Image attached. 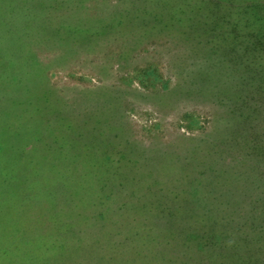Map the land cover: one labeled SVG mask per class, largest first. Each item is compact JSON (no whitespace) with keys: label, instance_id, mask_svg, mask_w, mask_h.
Returning <instances> with one entry per match:
<instances>
[{"label":"rangeland","instance_id":"rangeland-1","mask_svg":"<svg viewBox=\"0 0 264 264\" xmlns=\"http://www.w3.org/2000/svg\"><path fill=\"white\" fill-rule=\"evenodd\" d=\"M263 76L264 0H0V264H264Z\"/></svg>","mask_w":264,"mask_h":264},{"label":"trees","instance_id":"trees-1","mask_svg":"<svg viewBox=\"0 0 264 264\" xmlns=\"http://www.w3.org/2000/svg\"><path fill=\"white\" fill-rule=\"evenodd\" d=\"M256 46V44H251V47ZM259 88H262L261 91L257 90ZM255 90L257 92V95L260 97L257 100V98L255 100V102L253 103H248V105L246 103H244V106H246L247 110V117L243 123V127H245L248 135L247 137L252 140L253 138H255L254 142L257 143V148L259 151H263L264 153V76L257 82V84L255 85ZM252 101V100H251ZM250 104H254V105H250ZM253 142V143H254ZM260 199L256 198V199H252L251 201L248 202L249 205H252V207H255V205L260 201H262V206L264 207V191H262V194L260 192ZM253 211L254 208H253ZM260 214L262 215L261 217H259L263 223H264V211L262 210V212H260ZM259 216V214H258ZM261 228L263 229L262 232H264V224L263 226L261 225ZM264 242V235H263V240ZM264 246V244H263ZM263 249V248H262ZM263 264V263H261Z\"/></svg>","mask_w":264,"mask_h":264}]
</instances>
